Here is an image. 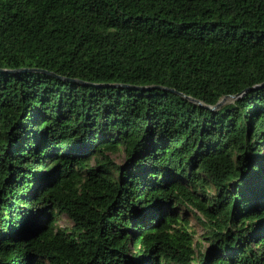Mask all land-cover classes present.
<instances>
[{
	"label": "trees",
	"instance_id": "obj_1",
	"mask_svg": "<svg viewBox=\"0 0 264 264\" xmlns=\"http://www.w3.org/2000/svg\"><path fill=\"white\" fill-rule=\"evenodd\" d=\"M0 264H264V0H0Z\"/></svg>",
	"mask_w": 264,
	"mask_h": 264
},
{
	"label": "rangeland",
	"instance_id": "obj_2",
	"mask_svg": "<svg viewBox=\"0 0 264 264\" xmlns=\"http://www.w3.org/2000/svg\"><path fill=\"white\" fill-rule=\"evenodd\" d=\"M226 101H228V100H226ZM226 101L225 102H223V103H226ZM228 103V102H227ZM122 159H123V156H122V154H118V155H115V156H111V160L113 161V162H115V163H120L121 161H122ZM58 224L60 225V226H69V224H68V222L62 217L59 221H58ZM193 224V223H192ZM196 230H197V233H196V235H195V238H198V236H199V234L201 233V231H200V229H199V227H197L196 226Z\"/></svg>",
	"mask_w": 264,
	"mask_h": 264
},
{
	"label": "water",
	"instance_id": "obj_3",
	"mask_svg": "<svg viewBox=\"0 0 264 264\" xmlns=\"http://www.w3.org/2000/svg\"><path fill=\"white\" fill-rule=\"evenodd\" d=\"M167 91L170 92V93H172V94L178 95L177 93H175V92L172 91V90H167ZM178 96H179V95H178ZM228 98L235 99L236 96H235V97H228V96H227V97H223V98L219 101V103L216 104L214 107H212V108L206 107V108H207V109H210V110L217 109V108H219V106H220L223 102H225ZM191 101L196 102L199 106L201 105V103H199L198 101H194V100H191Z\"/></svg>",
	"mask_w": 264,
	"mask_h": 264
}]
</instances>
